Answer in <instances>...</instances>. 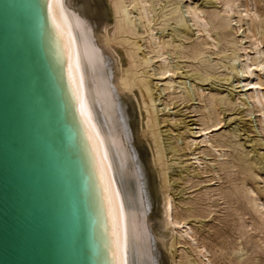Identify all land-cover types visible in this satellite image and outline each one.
I'll list each match as a JSON object with an SVG mask.
<instances>
[{
	"label": "bare ground",
	"instance_id": "1",
	"mask_svg": "<svg viewBox=\"0 0 264 264\" xmlns=\"http://www.w3.org/2000/svg\"><path fill=\"white\" fill-rule=\"evenodd\" d=\"M218 1L223 2L226 15L221 17L217 13H209L216 30L215 34L207 28L210 20L204 16L202 8L194 4L191 5V3L183 4L182 11L185 8L184 12L192 22V26H197L199 31L207 32L208 30L207 36L210 40L203 38L204 43H194L188 52L179 51V55L181 53V56L185 58L197 59L205 54L207 46H214L217 49L218 45L214 41H218V39H223L226 43L234 45L229 40V34L223 29L229 20H233L231 14L237 13L240 16L237 22L244 23L239 27L246 25L244 27L250 32V35L247 33V38L251 40H249L251 46H243L242 38L237 39L232 59H239L240 65L239 70L236 71L235 67L232 69L246 77L244 85L242 84L246 87L247 96H245L257 107L256 112L261 113V123L263 124L264 50L260 48V44L264 43V31L260 33L262 35L258 39L253 29V27L258 28L256 19L253 17L260 15L254 10V16L251 15L252 12L249 10L251 7H248L249 2L246 0ZM41 2L45 11V22H47L45 37L47 38L48 51L57 72V79L63 89L65 107L68 109L69 121L75 130L81 163L84 165L99 264H186L184 260L193 254H189L187 250L184 251V248L181 250L179 246L181 244H188L191 247L198 264H212L209 256L207 258L208 248L199 245L193 226L187 221L186 215L179 213L178 204H176L173 194V191L178 190L175 188L176 184L173 185L175 180L172 181L174 178L169 173L171 164L167 158L169 153L175 155L178 149L173 141L169 140L170 142L167 144L164 143L165 139H163L160 129V125L163 123L158 119L159 108L156 104L163 92H158L159 88L154 90L159 84L158 86L154 85L151 76H159V79L166 80L162 90L168 91L170 99L171 91L176 85L173 76L184 66H179L178 63L173 66L175 63L173 65L169 63L166 53L171 47V43L162 38L161 34L155 33L154 23L158 18H152V15L156 3L153 4L150 0H41ZM210 9H212L211 6ZM179 10V5L173 6L172 12L177 13ZM175 18L178 19V17ZM263 22V20L260 21L262 29H264ZM237 29L239 28L237 27ZM243 30L241 29L242 32ZM175 31L178 30L175 29ZM177 33L187 35L188 32L185 29H179ZM191 37L193 38V36ZM140 39L145 42L142 43ZM144 44V47L149 48V51L142 50L141 47ZM252 50L253 52H251ZM176 56L178 57V55ZM207 61L209 60L205 61L204 59L203 62L207 63ZM154 62L158 66L155 64L153 71L150 72L148 68L154 65ZM225 65L227 66V64ZM209 73L208 66H203L200 72L195 71V74L190 77L206 82ZM187 74L189 75V73L184 75L188 76ZM225 78L226 76L223 79L226 80ZM181 83L185 85L184 82ZM197 89L198 99L202 100L203 97H206L205 90L207 89L202 88V85L197 86ZM212 90L211 88L209 96L206 97L208 103L201 115L203 126L197 131L199 133H196L205 135L204 139H200L201 142L206 146L214 147L215 152L220 151L219 156L225 157L218 147L224 149L227 143L219 141L214 144L216 136L212 133L222 129L223 118L219 111V105L224 102L232 105L235 100L232 95L231 97L229 94L220 96L221 91L214 89L212 92ZM185 96L187 95L185 94ZM136 111L139 112V117H137ZM260 127L264 132V126ZM244 129L246 130V128ZM185 143L187 144V142ZM146 145L150 148L148 154ZM238 160V165L231 160L222 164V167L233 166L236 168L238 166L247 172H253L257 167L256 161L245 157L238 158ZM204 172L202 171V173ZM209 175L211 174L209 173ZM229 175L231 176V174ZM180 176L182 179L183 176ZM178 182L180 183V181ZM250 186L243 182L241 193L252 192L255 194V197H248L247 202L252 205L253 211L258 213L261 221H257L252 229L263 231L264 200L262 201V197ZM262 192L264 196V189ZM258 234L260 235L259 232ZM259 239L261 240V238ZM263 242L260 245H264ZM179 251L181 253H178Z\"/></svg>",
	"mask_w": 264,
	"mask_h": 264
},
{
	"label": "water",
	"instance_id": "2",
	"mask_svg": "<svg viewBox=\"0 0 264 264\" xmlns=\"http://www.w3.org/2000/svg\"><path fill=\"white\" fill-rule=\"evenodd\" d=\"M41 0H0V264H99Z\"/></svg>",
	"mask_w": 264,
	"mask_h": 264
},
{
	"label": "rangeland",
	"instance_id": "3",
	"mask_svg": "<svg viewBox=\"0 0 264 264\" xmlns=\"http://www.w3.org/2000/svg\"><path fill=\"white\" fill-rule=\"evenodd\" d=\"M150 1L153 4L156 3L155 11L153 12L154 14L152 13L153 14L152 18L153 17H155V19L158 18V20H156L157 24L154 23V27L156 31L154 32L157 33V35L161 34L162 38H165L167 41L171 43V47H169V50H167V53H166L169 63H171V65L175 63L173 66H176L177 65L176 63H178L179 66L180 65L184 66L182 69L180 68V70L176 72L175 74L176 76L175 75L173 76L174 80L177 83L175 82L176 85H174V89L173 91H171L172 93H171L170 99L168 97L169 96L168 91L162 90L163 84L165 83L166 80L159 79V76H156V77L153 75L151 76V79L153 77V84L154 85L157 84V86L159 84V86L155 87L154 90H156V88H159L158 92L160 91L163 92L162 94H160V99L157 100L158 102L156 104L158 105V108H159L158 119L161 121V123H163L160 125V129L162 130V133H163V139H165L164 143L167 144L168 142L173 141L175 147H177L178 149V152L175 155H172L171 153H169L168 158H167L169 164H171L169 173L174 178L172 179V181L175 180V183L173 185L176 184L175 188L178 190L176 192L173 191L176 204L179 205V206L177 205L178 211L179 213L186 215V218L188 217L187 221L189 222L191 226H193L194 232L196 233L195 237L198 238L199 245H204L208 248L209 252L207 253L209 255H207V258L209 256V259L212 261V264H264V250L262 251V248L264 249V245L263 244L260 245V243L264 241V229L263 231L259 229L255 231L254 229H252L256 225L257 221H261V219L258 213L256 214L253 211L252 205L247 202V198L255 197V194H253L252 192L249 194H246L245 192L241 193L242 184L243 182H246L247 185H251L250 187H252L257 192V194L262 197L261 200L262 201L264 200V196L262 192L264 189V177H263L264 176V170H263L264 169V132H263V129L260 127V126L263 127L264 123L263 124L261 123V117H262L261 113L259 111L256 112L257 107L252 103L251 100H249L248 97H246L247 96L245 93L246 87L243 86L244 85L243 82L246 81V77L242 75L240 72H238L240 74L236 72L237 70H239L238 67L240 65V60L232 59V56L235 52L234 51V49L236 48L235 42L237 41V39L242 38L241 43L243 42L242 43L244 44L243 46H246V47L251 46L250 45L251 40L247 38L248 36L247 33L249 34L250 32L246 30L245 28L246 25H244L245 27L244 26H242L241 28L239 27L240 25L244 23L241 22L240 24L239 22H237L240 16H238L237 13L235 14L232 13L231 15H232L233 20L231 21L229 20L226 24L227 26L223 30L229 34V40H231V42H233L234 45H230L229 43H226L223 39L222 40L218 39V41L217 40L214 41V43L218 45L217 49H215L216 47L214 46L212 47L207 46L205 54L200 56L199 58L194 59V60L190 58H185L181 56V53L179 55V51L188 52L193 47L194 43L195 44L204 43V39L210 40V38L207 36L209 31H211L213 34L216 33V30L214 29V26H213V22H211V19L209 17V13L214 12V13H217L219 16L224 17L226 13L224 12V9H223L224 7L223 2H220L218 0H171L170 2H166L167 0H160V2L159 0H150ZM246 1L249 2L248 7L249 8L251 7L249 9L250 12H252L251 15L254 16L253 15L254 11H257L258 15H260L259 17L255 16L256 18L253 17L254 19H256V23L258 25V28L253 27V29H254L255 34H257L256 37H258L259 39L261 38V35H262L260 33L264 31V29H262V26L260 24L261 20L264 21V18H263L264 17V6H263L264 0L263 1L262 0L261 1L260 0H246ZM190 3L191 5L194 4L197 7L202 8V10L204 11V16L210 20V24L207 26L209 31L208 30L207 32L203 30L199 31L198 28H196L197 26H192L193 25L192 22L188 19L187 14H185L186 12H184L185 8L182 11V8L184 7L183 4L185 5V4H190ZM196 3L197 4L199 3V4L197 5ZM178 5L180 6V10L177 13H173L172 12L173 6L177 7ZM157 6L159 9L157 8ZM210 6L212 9H210ZM214 6L216 9L214 8ZM175 17H178V19H176ZM263 25H264V22H263ZM232 27H234L235 29ZM237 27L239 29H237ZM175 29L178 31H175ZM179 29L180 30L185 29L188 32L187 35H182L180 33H177L179 32ZM241 29L242 30L244 29L243 32L241 31ZM177 34L182 35V36H179ZM191 36H193V38ZM195 40H197L198 42ZM144 42L145 41L142 40V43ZM189 45L190 47H188ZM237 45H240V44L237 43ZM144 46L145 44L141 47L142 50L149 51V48L144 47ZM263 47H264V43L263 45L260 44V48L262 50H264ZM213 48L215 49V51ZM223 49L224 51L221 52V50ZM248 51H250V49ZM251 52H253V50ZM216 53H219V54L217 55ZM176 55H178V57ZM263 58H264V55H263ZM204 59L205 61L206 60H209V61H207V63L203 62ZM155 64L156 66H158V64L154 62V65H152L153 67L151 66L150 67L151 69L148 68L150 72L153 71ZM225 64H227V66ZM203 66H208V69L210 71L209 75L206 77L208 81L202 82L192 76L190 77V75L195 74V71L200 72ZM232 67H235L236 71H233ZM185 73H189V75L187 74L188 76H186L184 75ZM225 76H226L225 78L226 80L223 79ZM180 79H183V80H180ZM212 80L217 83L213 82ZM157 82H160V83H157ZM181 82H184L185 85ZM194 84L196 87L194 86ZM200 85H202V88L207 89L205 90V93H207L205 94L206 97L209 96L208 94L210 93L211 88L213 89L212 92L214 91V89H216L217 91H221L222 93L220 96H224L226 94H229L230 97L231 95L232 97L234 96L233 100L235 101L234 103H232V105L227 102H224L219 105V108H220L219 111L220 113H222L221 115L223 118V123L221 125L222 129H220V131L218 130L212 133V135L216 136V139H215L216 141L214 140V144H217V142L219 141L227 143L224 149H222L221 147H218L220 148L219 150H222L221 152L225 154V157L219 156L220 151H217L218 152V155H217V152H215L216 150L214 149V147L209 146V145L206 146L204 143L201 142V140L206 137L205 135L204 137L202 136L201 133L197 134L199 133L197 131L200 129V127L203 126V124H201L202 118H203L201 115L204 112L205 105L208 103L206 97H203L202 100L200 98L198 99L199 95H198L197 86H200ZM177 87L178 89H176ZM184 90L186 92H183ZM185 94L187 96H185ZM236 97L237 98L240 97V98L237 99ZM244 97L245 99L243 100ZM244 101H245V104H243ZM170 102L172 103L170 104ZM222 108L223 109L225 108V109L223 110ZM137 115H138L137 117H139V112H137ZM161 117L165 118L166 120L162 119ZM244 128H246V130ZM186 139L188 140L186 141ZM185 142H187L188 146H186L187 144ZM146 148H148L147 145H146ZM201 150L203 151V153ZM148 153H150V148L147 149V154ZM241 157H245L251 161H256L257 167H255V170H253V172L243 171L238 166L236 168L233 166H226V168L222 167V164H225L227 161H231V160L233 163H236L238 165L239 164L238 158H241ZM186 166L187 167L190 166V167L188 170L185 171V169L187 168ZM195 169L198 171H196ZM205 170L206 172H204ZM202 171L204 173H202ZM178 173L183 176L182 179L180 178L181 176ZM209 173L211 175H209ZM229 174H231V176ZM257 174H259L260 176ZM176 180L180 181V183ZM229 203H232V204H229ZM244 223L246 224V226ZM154 224L157 225L155 222ZM258 232L260 233V235L258 234ZM252 234L253 236H251ZM259 238H261L262 241ZM179 246L181 250L184 248V251L187 250L189 254H193V255H189L187 259L184 260L186 264H195V263L198 264L197 263L198 261L196 260V257L194 256V253L192 252V249L188 244L186 245L181 244ZM180 251L178 253H181Z\"/></svg>",
	"mask_w": 264,
	"mask_h": 264
}]
</instances>
